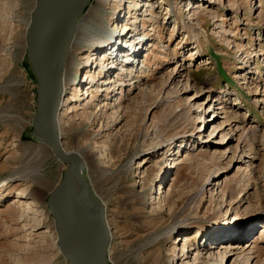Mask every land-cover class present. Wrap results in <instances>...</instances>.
Instances as JSON below:
<instances>
[{
	"label": "rangeland",
	"instance_id": "obj_1",
	"mask_svg": "<svg viewBox=\"0 0 264 264\" xmlns=\"http://www.w3.org/2000/svg\"><path fill=\"white\" fill-rule=\"evenodd\" d=\"M105 2L107 24L141 18L133 77L99 73L75 40L58 121L106 206L112 264H264V0ZM35 5L0 0V264L66 262L47 197L67 162L34 134Z\"/></svg>",
	"mask_w": 264,
	"mask_h": 264
},
{
	"label": "water",
	"instance_id": "obj_2",
	"mask_svg": "<svg viewBox=\"0 0 264 264\" xmlns=\"http://www.w3.org/2000/svg\"><path fill=\"white\" fill-rule=\"evenodd\" d=\"M89 1L67 0L65 7L60 10L44 32L33 56L30 55L33 49L31 40H27L29 59L37 78L33 124L35 136L47 143L59 159L67 162L61 180L47 197V204L54 217L57 230L56 242L60 251L67 260L80 264H112L107 253L110 228L106 224V206L94 194L84 175L85 162L82 156L75 151L66 152L62 145L58 111L61 107L64 87L56 88L53 76L62 48L68 44L79 17ZM43 2L44 0H37L28 33L38 22ZM79 191L85 192L95 201L101 215L99 224L90 231L78 228L68 221L70 208L75 203Z\"/></svg>",
	"mask_w": 264,
	"mask_h": 264
},
{
	"label": "bare ground",
	"instance_id": "obj_3",
	"mask_svg": "<svg viewBox=\"0 0 264 264\" xmlns=\"http://www.w3.org/2000/svg\"><path fill=\"white\" fill-rule=\"evenodd\" d=\"M105 1L106 0H97L95 5L88 9L86 14L82 17V19L80 17L85 12V10L80 15L76 28L71 34L68 44H65L64 47L62 48V52L60 53L57 64L54 68L53 76H54L56 88H60V87L66 88L68 85L73 84L75 80L77 79L76 74H78V72L77 73L74 72L75 76H70V74H68L69 70L71 69L70 64H76V62H74L75 55L73 53V50H71L72 44L74 43L75 40L78 41V43L81 42L84 45H88L87 50L89 51V55H87L86 58L92 59V55H93L92 51L99 53V55H102V57L96 64V68L98 67L100 68V66H103L105 62L102 60H104L105 58L107 62V65H106L107 69H103L99 73H105L107 71L106 73L109 74L112 71V68H116L117 65L118 66L120 65V68L122 67L121 70H123V74L127 76V78H125L127 81L131 80V78L133 77L132 75L134 74L133 72L135 71L133 69L136 66L135 64L137 61V57L136 55H133L134 54L133 52L134 50H136L135 45L138 43V41L137 42L134 41V36L139 33L137 32V29H136L137 24L135 23L141 18L139 16L134 15L132 17L130 16V19L132 18V20L130 22L128 21V23L123 22L121 23L122 25H119V24L115 25L114 24L115 22L113 24H107L106 21H104L103 19V12H102V10L106 8ZM114 1L116 2V6H117L116 8L118 12L123 10V8L126 9L125 7H122L124 5L123 0H114ZM66 2L67 0H44L41 6V13H40V17L38 18L37 24L29 33H28L29 25L27 27L26 41L31 40V46H32L31 48H33L31 49V52H30L31 56H33L34 50H36V48L39 46V43L42 39L44 32L48 29V27L50 26L54 18L57 16V14L60 12V10L63 7H65ZM36 3H37V0H36ZM134 5H137V3L135 2V4L134 3L132 5L130 4V6L128 7L135 10L136 8L134 7ZM33 9H32V14H31L32 17H33ZM129 14H131V11H129L128 15ZM117 20H120V22H122V18L120 16L116 17V21ZM114 25H115V29L112 28L114 27ZM76 29H78L76 32L77 36L75 35ZM124 31H126L125 34H124ZM127 32L129 33V35H126ZM119 38L121 40L126 39V43L130 41V44L127 43L126 46H123V47H126V50H125L126 52L123 51L124 50L123 47L122 48L118 47L122 49L120 51H123L126 54L130 53V51H133L131 55L127 54L126 59L124 58L120 60L119 55L115 57L114 55L115 52L113 51L109 52L110 47L114 46L113 39L117 41L119 40ZM121 40L118 41L120 44H121ZM109 45L110 47H108ZM127 45L131 46L129 50H127L128 48ZM107 54H109L110 56L107 57ZM105 55L106 57H104ZM89 59H87L84 62H88ZM82 65L85 69L89 66L88 63L87 64L83 63ZM89 78L91 82H94L95 76H91V75L85 76L86 80H88ZM111 78L112 77H108V80L106 81V83L108 81L111 82ZM86 80L84 82L87 83ZM79 81L81 80L79 79ZM123 83L125 84V82ZM63 93H64V89H63ZM62 103H64V100L61 101V104ZM60 112H61V108L58 111V117L60 115ZM84 162H85L84 169H86L87 164L85 160ZM100 219H101V215H100L98 206H96L95 204V201L90 196H88L85 192L79 191L78 194L76 195L75 203L70 208L68 221L72 225L78 228H84L85 230L90 231L93 227H96L97 224H99ZM225 240H226L225 243L224 242L220 243L222 247H225V248L231 247V249L233 248L235 249V247H241V244L239 242H231V240H228V239H225ZM109 242H110V238L108 237V245H109ZM108 245H107V249H108ZM107 253H108V250H107ZM64 264H80V263L66 259V262H64Z\"/></svg>",
	"mask_w": 264,
	"mask_h": 264
}]
</instances>
